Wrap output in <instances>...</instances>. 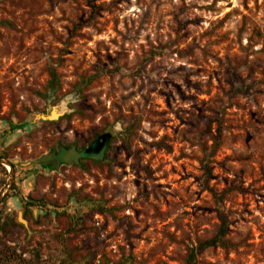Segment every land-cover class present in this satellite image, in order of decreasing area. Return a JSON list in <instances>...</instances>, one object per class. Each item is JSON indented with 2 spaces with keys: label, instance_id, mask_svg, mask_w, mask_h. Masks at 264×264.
Returning <instances> with one entry per match:
<instances>
[{
  "label": "rangeland",
  "instance_id": "rangeland-1",
  "mask_svg": "<svg viewBox=\"0 0 264 264\" xmlns=\"http://www.w3.org/2000/svg\"><path fill=\"white\" fill-rule=\"evenodd\" d=\"M0 157V264H264V0H0Z\"/></svg>",
  "mask_w": 264,
  "mask_h": 264
},
{
  "label": "trees",
  "instance_id": "trees-1",
  "mask_svg": "<svg viewBox=\"0 0 264 264\" xmlns=\"http://www.w3.org/2000/svg\"><path fill=\"white\" fill-rule=\"evenodd\" d=\"M49 81H48V90L47 93L49 97H54L56 94L59 84H58V76L54 68L49 69ZM220 133V132H219ZM218 135V134H217ZM216 145V144H215ZM215 148H212V150L206 155L211 156L214 152ZM203 168L205 171L206 176L210 175V168L208 166V160L203 161ZM12 188V187H11ZM210 191L212 192L213 196H215L219 201L223 199V193H216L210 188ZM5 200V196L0 200V203ZM218 218H219V225L217 227L216 232L209 238H206L200 242H198L195 246H192L189 248L184 264H197V255L202 252L204 249L208 247H216V246H226L228 244V240L226 238L227 232H228V225L229 220L228 216L225 213L223 209H220L218 211ZM14 223L13 220H9L8 218H3L0 214V233L6 232L10 226ZM58 264H68L64 259L60 260Z\"/></svg>",
  "mask_w": 264,
  "mask_h": 264
},
{
  "label": "water",
  "instance_id": "water-1",
  "mask_svg": "<svg viewBox=\"0 0 264 264\" xmlns=\"http://www.w3.org/2000/svg\"><path fill=\"white\" fill-rule=\"evenodd\" d=\"M58 110V106H53L48 112H37L32 113L30 115L31 119L33 121L38 120H53L58 117H54V114L52 113L53 110ZM59 112V111H58ZM53 116V117H52ZM112 136V132L109 129H106L102 131L100 134H98L95 138H93L83 149L82 151H75L74 149H69L67 154L66 151L65 155L62 158V161L64 163H70L71 161H74L75 163L78 162V157L83 153L87 158L93 159V160H105V152L108 147L110 138ZM61 148V147H60ZM0 162L9 166V178L7 181V184L4 188V190L0 193V200L2 199L3 195L5 194L6 188L9 186V183L12 178V165L6 161L3 160L0 157ZM18 218L22 220L21 218V211L18 212Z\"/></svg>",
  "mask_w": 264,
  "mask_h": 264
},
{
  "label": "flooded vegetation",
  "instance_id": "flooded-vegetation-1",
  "mask_svg": "<svg viewBox=\"0 0 264 264\" xmlns=\"http://www.w3.org/2000/svg\"><path fill=\"white\" fill-rule=\"evenodd\" d=\"M89 143V142H88ZM81 144V145H78L77 143L75 142H70V143H66V144H57L55 147H51L48 152L41 156V160H39L41 162V165L43 166L44 169H47V168H56L58 166H61L63 164H65L63 161H62V158L63 156L65 155V152L66 151V154L68 152L69 149H74L75 151H82V149L88 144ZM61 147V148H60ZM83 158H86L85 155L82 153L79 157H78V162L75 163L74 161H71L70 163H75V164H78ZM32 177H27L25 179V183L26 184H29L30 181H31ZM22 196V194H20ZM20 196V197H21ZM20 199V198H19ZM14 200H17L14 199ZM30 206H32L31 204H27L26 203H23L22 201L20 202V206L18 209H21L20 211H22L24 213V215L26 213H30L33 218H35L34 214H33V211L32 209L30 208ZM38 210L43 213L44 210H42V207L39 208L38 207Z\"/></svg>",
  "mask_w": 264,
  "mask_h": 264
}]
</instances>
